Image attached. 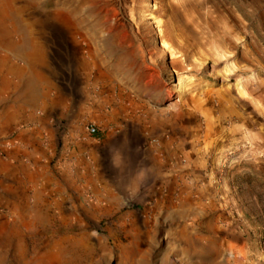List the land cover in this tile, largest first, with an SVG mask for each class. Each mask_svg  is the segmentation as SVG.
I'll use <instances>...</instances> for the list:
<instances>
[{"label":"rangeland","instance_id":"obj_1","mask_svg":"<svg viewBox=\"0 0 264 264\" xmlns=\"http://www.w3.org/2000/svg\"><path fill=\"white\" fill-rule=\"evenodd\" d=\"M0 264H264V0H0Z\"/></svg>","mask_w":264,"mask_h":264},{"label":"built area","instance_id":"obj_2","mask_svg":"<svg viewBox=\"0 0 264 264\" xmlns=\"http://www.w3.org/2000/svg\"><path fill=\"white\" fill-rule=\"evenodd\" d=\"M88 131H89V133H94L95 132V128L90 127Z\"/></svg>","mask_w":264,"mask_h":264}]
</instances>
